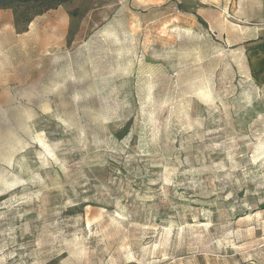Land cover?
<instances>
[{
	"label": "rangeland",
	"instance_id": "obj_1",
	"mask_svg": "<svg viewBox=\"0 0 264 264\" xmlns=\"http://www.w3.org/2000/svg\"><path fill=\"white\" fill-rule=\"evenodd\" d=\"M240 15L0 12V264H264V82L246 61L264 23Z\"/></svg>",
	"mask_w": 264,
	"mask_h": 264
},
{
	"label": "crops",
	"instance_id": "obj_2",
	"mask_svg": "<svg viewBox=\"0 0 264 264\" xmlns=\"http://www.w3.org/2000/svg\"><path fill=\"white\" fill-rule=\"evenodd\" d=\"M251 1H255L256 12L254 14L251 13V10L248 11L246 9ZM1 11L3 10H0V12ZM240 11V17L243 21H246L247 23H264V0H240ZM4 25H7V23H5ZM0 27H2V25H0ZM261 47L264 50V41H262L261 46L257 48L259 50L258 56H256L254 59L246 58L249 74L256 83L259 81L261 83L264 82V58L262 57L263 55L260 52V50H262Z\"/></svg>",
	"mask_w": 264,
	"mask_h": 264
},
{
	"label": "trees",
	"instance_id": "obj_3",
	"mask_svg": "<svg viewBox=\"0 0 264 264\" xmlns=\"http://www.w3.org/2000/svg\"><path fill=\"white\" fill-rule=\"evenodd\" d=\"M72 1L76 0H0V10H9L19 4H33L50 8L54 5H61Z\"/></svg>",
	"mask_w": 264,
	"mask_h": 264
}]
</instances>
